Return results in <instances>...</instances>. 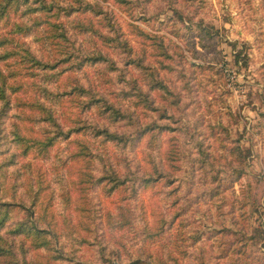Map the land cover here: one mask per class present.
Wrapping results in <instances>:
<instances>
[{
  "label": "rangeland",
  "instance_id": "rangeland-1",
  "mask_svg": "<svg viewBox=\"0 0 264 264\" xmlns=\"http://www.w3.org/2000/svg\"><path fill=\"white\" fill-rule=\"evenodd\" d=\"M52 4L60 7L48 16L65 22L66 37L41 47L28 36L35 53L48 58L43 47H53L61 59V50L80 48L91 58L80 66L72 57L60 62L58 69L74 77L55 87L61 102L54 117L64 133L47 155L37 147L15 156L21 183L14 198L36 205L42 225L57 230L56 243L75 261L264 264V0ZM240 50L247 65L236 61ZM99 52L108 60L94 61ZM17 79L23 89L13 93L1 124L0 162L20 151L14 130L44 140L56 128L40 109L18 107L28 77ZM138 94L153 101L136 104ZM99 98L124 116L113 119ZM89 124L121 137L107 140ZM26 162L35 164L42 185L37 200ZM58 173L70 183L68 194L59 189ZM0 200H6L1 191ZM9 216L7 224L25 212L15 207ZM7 224L0 234L10 230ZM30 254L44 263L60 253Z\"/></svg>",
  "mask_w": 264,
  "mask_h": 264
},
{
  "label": "trees",
  "instance_id": "trees-1",
  "mask_svg": "<svg viewBox=\"0 0 264 264\" xmlns=\"http://www.w3.org/2000/svg\"><path fill=\"white\" fill-rule=\"evenodd\" d=\"M52 2L53 0H0V148L1 137L3 136L1 124L4 115L11 107L13 93L23 89L24 82H20L17 79V76L23 72L24 75L28 77L27 86H25L27 88V90H25L27 91V98L23 99L24 102L18 100V107L24 108L28 106L36 110L40 109L42 115L46 113L49 117V121L56 124V128L53 132L54 134L48 136L44 140L26 138L21 134L20 129L14 130V141L17 143L15 144V149L18 148L20 151L9 155L6 160L0 162V191L4 194L6 199L0 200V230L9 222L11 208L16 207L25 212V216L22 220L7 224L10 225V230L0 234V264H55L51 263V261L59 259L60 257L67 262L66 264H90L81 259L77 261L72 258L68 259V255L63 254L64 252L61 249V245L56 243L60 242V234L52 225L46 222L43 224L45 227L42 225V216L36 215V205L30 204L26 206L23 202L16 200L14 198L15 196L12 194L13 191L16 190V186L21 183L17 180L21 173V166L15 165V156L19 158L24 157L29 154L31 149L37 147H39L41 154L47 155L50 147L54 146L56 143L57 137L64 133L62 131L64 129L63 127H61V129L57 128V122L54 117V106L61 102L58 98L60 92H56L55 87L58 85V82L62 81L63 83L65 80L70 82L74 77L58 69L60 62L67 58L71 59L72 57V61L80 66L82 62H84V58H91V56H88L80 48L77 49L79 54H76L72 48L61 50V59L57 58V52L53 47H43L44 50L51 55L48 58H45V56L41 57L35 53L30 42L27 40L28 36L32 35L33 40L39 43L41 47L51 43L54 37H58L59 40L62 39L60 37H66L65 22L52 21L50 20V16H48L49 13L53 11L54 6H56V8L60 7L59 5L52 4ZM64 10L68 14L73 11L68 8H64ZM12 12L14 17H10ZM52 15H56V12H53ZM1 22L6 24L5 28L1 27ZM80 26L82 27V25ZM83 29L87 30V28ZM101 53L102 52H99L97 55L92 56V59H94V61L108 60V58ZM242 54L243 51L240 50L236 55V61L245 59L243 63L247 65L248 60L247 58H242ZM73 65L74 64H72V66ZM138 65L146 69V66L141 60L138 61ZM81 88V86H73L72 90L81 92L83 91ZM31 90H33V93L28 95V92ZM137 97L140 99L136 104H142L143 101L146 103L153 101L149 96L144 97L138 94ZM99 99L104 101V105L110 110V114L112 113L113 119H116L115 117L120 118L124 116V111L121 110L119 106L108 100ZM31 116L36 119L38 114L32 112ZM88 127L93 129L95 135L96 132L103 134L107 140L115 141L121 137L117 132L110 131L108 128L95 131L92 124H89ZM10 165L14 166L11 167L12 170L9 169ZM34 166V163L26 162L22 167H26L29 170V174L27 175L29 176V189L35 194V200H37V193L39 194L43 189L42 185H39L37 176L32 171ZM58 179L59 189L63 191L62 194H68L71 188L67 177L58 173ZM113 180L118 183L117 179ZM44 211L45 208H42L38 213L40 214ZM10 233L14 236L24 235V238H21L18 242L14 238L8 236ZM41 248L46 255L54 251L63 254L65 258L57 254V256H52L53 259L50 262H39V259L30 253Z\"/></svg>",
  "mask_w": 264,
  "mask_h": 264
}]
</instances>
